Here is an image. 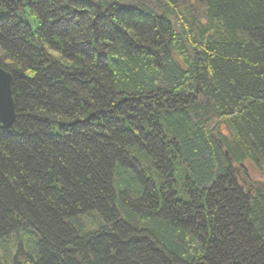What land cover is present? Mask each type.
Instances as JSON below:
<instances>
[{"label": "trees", "instance_id": "trees-1", "mask_svg": "<svg viewBox=\"0 0 264 264\" xmlns=\"http://www.w3.org/2000/svg\"><path fill=\"white\" fill-rule=\"evenodd\" d=\"M0 67V264H264V0H0Z\"/></svg>", "mask_w": 264, "mask_h": 264}, {"label": "water", "instance_id": "water-1", "mask_svg": "<svg viewBox=\"0 0 264 264\" xmlns=\"http://www.w3.org/2000/svg\"><path fill=\"white\" fill-rule=\"evenodd\" d=\"M15 118L12 75L0 67V123L9 128Z\"/></svg>", "mask_w": 264, "mask_h": 264}, {"label": "rangeland", "instance_id": "rangeland-1", "mask_svg": "<svg viewBox=\"0 0 264 264\" xmlns=\"http://www.w3.org/2000/svg\"><path fill=\"white\" fill-rule=\"evenodd\" d=\"M248 171L252 177V180L255 181L262 180V175L260 174L259 171L255 170L254 168H248Z\"/></svg>", "mask_w": 264, "mask_h": 264}]
</instances>
